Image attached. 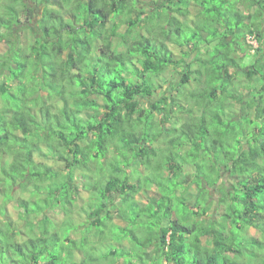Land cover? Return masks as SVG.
Segmentation results:
<instances>
[{"label":"clouds","instance_id":"1","mask_svg":"<svg viewBox=\"0 0 264 264\" xmlns=\"http://www.w3.org/2000/svg\"><path fill=\"white\" fill-rule=\"evenodd\" d=\"M56 4L0 0V264H264V0Z\"/></svg>","mask_w":264,"mask_h":264},{"label":"trees","instance_id":"2","mask_svg":"<svg viewBox=\"0 0 264 264\" xmlns=\"http://www.w3.org/2000/svg\"><path fill=\"white\" fill-rule=\"evenodd\" d=\"M53 4L55 6H58L56 4V0H52ZM87 11H91L90 7L86 9ZM95 38V33L92 32V33H89L88 35V40L89 42H91L93 39ZM141 55H144L145 56V59H152V57H149L146 53V51L144 49H141V52H140ZM131 55L133 56H136L137 53L133 52L131 53ZM120 71H123V65L121 64L120 65V68L118 69ZM23 71V67H20L16 70H14V75L18 72H22ZM117 83L119 84H123V81H117ZM51 91V89H50ZM0 100H7L10 104L13 105V110H15V105H16V97L14 95H12L11 93L7 92L6 89H3V88H0ZM78 107L80 108H83L84 105H79ZM17 125L20 126V127H23V118H20V119H17L16 121ZM235 128H239L240 127V124L239 122H235L234 125H233ZM256 127H258L257 125H254V131L256 129ZM25 138H30L26 135ZM32 139H34V137H32ZM260 151L264 152V146H260L259 148ZM249 156L251 157H255L256 156V152L255 151H250L248 153ZM244 187L247 189L246 192L242 193L241 196L244 200H249V198L251 199H256L260 196L261 193H264V179H261L260 183L257 185V183H255L254 181H249V180H246L245 183H244ZM251 209L254 210L255 209V205H251ZM178 212L180 215H183V213L185 212V208L184 206L181 204L179 206V209H178ZM196 213L193 212V216H195ZM173 243H175V235H173ZM193 264H198V261L196 258L193 259ZM209 264H216V258L215 257H212Z\"/></svg>","mask_w":264,"mask_h":264}]
</instances>
